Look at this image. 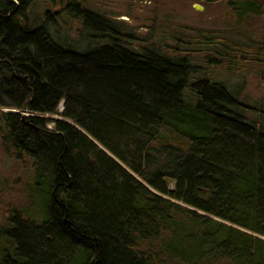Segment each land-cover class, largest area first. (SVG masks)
Instances as JSON below:
<instances>
[{
  "label": "trees",
  "instance_id": "trees-1",
  "mask_svg": "<svg viewBox=\"0 0 264 264\" xmlns=\"http://www.w3.org/2000/svg\"><path fill=\"white\" fill-rule=\"evenodd\" d=\"M165 40L137 49L85 0H0V147L27 194L0 199V264H264V122L224 81L264 42L196 38L199 77Z\"/></svg>",
  "mask_w": 264,
  "mask_h": 264
},
{
  "label": "rangeland",
  "instance_id": "rangeland-1",
  "mask_svg": "<svg viewBox=\"0 0 264 264\" xmlns=\"http://www.w3.org/2000/svg\"><path fill=\"white\" fill-rule=\"evenodd\" d=\"M85 1L90 9L107 16L121 26L124 32L131 34L134 40L132 46L137 49L147 45L146 42L158 44L164 34L167 47L177 48L181 52L192 50V53L200 50L191 46L196 38L230 37L243 42H264V15L250 16L243 28L228 20L229 15L225 14L224 7L219 3L202 4L197 0ZM194 5L202 6V12L196 11ZM193 60L200 66L198 76L203 77L205 55L197 52ZM224 79L239 102L250 109H244L242 113L250 120L264 122L261 115V111H264V56L252 64L248 74L230 75ZM51 118L61 119L58 116ZM22 170L8 159L0 147V199L5 200L6 206H20L27 201Z\"/></svg>",
  "mask_w": 264,
  "mask_h": 264
},
{
  "label": "water",
  "instance_id": "water-1",
  "mask_svg": "<svg viewBox=\"0 0 264 264\" xmlns=\"http://www.w3.org/2000/svg\"><path fill=\"white\" fill-rule=\"evenodd\" d=\"M194 8L196 11H199V12H202V10H203V7L200 5H194Z\"/></svg>",
  "mask_w": 264,
  "mask_h": 264
}]
</instances>
